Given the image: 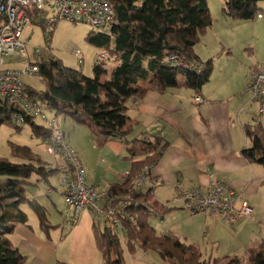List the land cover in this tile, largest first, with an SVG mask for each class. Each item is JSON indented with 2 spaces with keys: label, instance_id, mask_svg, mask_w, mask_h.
<instances>
[{
  "label": "trees",
  "instance_id": "trees-1",
  "mask_svg": "<svg viewBox=\"0 0 264 264\" xmlns=\"http://www.w3.org/2000/svg\"><path fill=\"white\" fill-rule=\"evenodd\" d=\"M263 1L221 0V12L223 17L231 20L264 18V10L259 7ZM110 2L116 20L111 34L92 36L89 33L86 39L100 50L99 53L117 58L118 63L109 72L94 68L93 76L86 77L49 57L41 68L46 89L39 95L46 110L54 111V116L68 117L79 125L90 127L94 137L114 139L126 147L130 161L127 179L120 184H111L108 195H130L132 204L118 230L106 226L100 229L93 224L95 245L103 264H123L119 234L128 250L153 251L168 264H220L222 261L204 257L197 246L178 239L171 232L158 235L149 225L151 212L156 211L162 218L175 208H157L156 201L149 203L152 190L138 192L134 181L144 166L152 168L166 145L162 146L159 137L136 135L135 123L126 115L128 104L141 100L147 90L163 92L168 87L183 86L198 91L209 80L211 61L202 62L194 52V47L214 23L208 0ZM102 76L106 79L102 80ZM178 77H184V82L177 81ZM11 110L12 106L4 104L0 110V124H10ZM259 118H253V127H244L251 146L245 148L242 155L250 164L264 168V133ZM25 125L40 138L48 135L47 130L38 127L32 118H26ZM12 154L15 160L0 157V264L24 262L25 258L6 238L17 224L28 226V217L21 207L28 206L37 217L39 227L44 231L49 229L46 208L29 200L26 188L39 183L50 185L48 177L58 172L57 167L49 168L26 147H16ZM141 202L146 203L147 208L141 206ZM243 220L251 219H242L232 225ZM259 251L258 256L250 250L243 258L234 256L233 262L264 264V239Z\"/></svg>",
  "mask_w": 264,
  "mask_h": 264
},
{
  "label": "crops",
  "instance_id": "crops-1",
  "mask_svg": "<svg viewBox=\"0 0 264 264\" xmlns=\"http://www.w3.org/2000/svg\"><path fill=\"white\" fill-rule=\"evenodd\" d=\"M196 46L194 52L198 58L202 62L211 61L212 63V74L198 91L183 86L168 87L163 92L147 90L141 100L128 104L126 115L135 123V134L159 137L162 139V146L166 145L163 153L151 168L152 177L159 180L161 185L152 191L150 201L170 202L176 193V184H180L185 189L205 188L210 184L208 173L211 172L213 181L225 182L234 192L241 194L249 202L254 210L251 219L253 223L259 219L263 208L261 198L263 199L264 196V168L250 164L242 155V151L249 148L246 146L244 127H251V120L255 117L253 106L250 107L253 104H246V96L243 92L247 82V65L244 64L243 57L239 61L237 60V63L227 58L226 70H216L218 77L214 78L213 72L218 63L215 59L227 56V53L224 54L222 51L217 56L206 55L204 57L201 52L200 54L196 52ZM177 81L184 82V77H178ZM196 99H199L200 102ZM72 145L74 147L72 149L78 154L85 169L88 184L99 188H109L111 184H120L126 180L130 170V161L127 159L126 147L117 140L102 138L101 141H97L86 138V142L82 146L76 142ZM87 145L94 148L101 156L103 153H108V160L118 161L119 166L114 170L104 171L103 176L98 177L97 170L89 167L91 166L90 155L84 153ZM34 155L37 157L36 154ZM120 156L123 159L121 162H119ZM51 159H53L52 164L42 162L49 168H56L62 163L60 159L56 160L52 157ZM57 175L59 176L57 183L60 187L57 193L63 200L60 173L57 172ZM31 187L38 188V185ZM54 191L55 189H48L45 193H41L37 189L36 195L33 194V197L28 198L45 207L37 197H34L43 195L49 205L55 207L56 203L52 200ZM67 210L72 213L70 208L67 207ZM31 213L30 217L27 214L28 226L17 224L13 232L6 236L12 246L17 248L25 258L23 264H58V262L73 264L68 260L66 262L64 259L56 257L59 243L49 240L43 234L38 219L37 228L29 223L33 217L37 218L32 210ZM81 214V228L87 225L88 232L93 236V229L88 225L91 213L83 211ZM164 217L158 218L163 219ZM196 217H204L195 220L202 223L210 219L204 215H196ZM66 220L67 218H65ZM219 220V218L212 219V229L219 226L217 223ZM244 221L249 220H243L237 224L238 226L232 227L237 246L241 239L243 242L251 240L255 233L250 230L251 224H245ZM238 232H243L242 236ZM92 241L95 242L94 236ZM241 244L243 243L241 242ZM259 246L256 244L252 247L251 245L247 247V250L256 249ZM96 251L101 255L98 249ZM29 257H33V259L31 260ZM94 262L97 261L94 260ZM101 263L103 264V260Z\"/></svg>",
  "mask_w": 264,
  "mask_h": 264
},
{
  "label": "rangeland",
  "instance_id": "rangeland-1",
  "mask_svg": "<svg viewBox=\"0 0 264 264\" xmlns=\"http://www.w3.org/2000/svg\"><path fill=\"white\" fill-rule=\"evenodd\" d=\"M220 1L221 0H208L209 14L215 21L213 26L202 36L201 41L195 48L196 52L198 54L201 52L204 57H206V55L217 56L222 51L224 54L227 53V56H221L218 59H215L216 63H218L213 72L214 78L218 77V75H216V70H226V67L228 66L226 65L228 61L227 58H230L232 62L237 63V60L239 61V59L243 57L245 61L244 64L248 66H246V70H249L258 63H264V18L256 16L253 20L247 21L230 20L223 17ZM259 7L264 10V1L259 3ZM30 31L33 35L27 44L28 52L31 53L33 48H45L48 40L44 37L41 26L35 24L31 27ZM89 33L92 36L98 34L96 31L93 32L91 27L85 23L59 21L54 26L51 37L49 38L50 51L47 53V56L56 58L63 67L77 70L86 77L93 76L94 68H100L102 71L112 69L118 63V59L109 56L107 53L106 54L110 58L109 64L106 66H94L100 50L87 41L86 37ZM76 50H80L82 53L84 60L82 66L78 65L77 59L74 56ZM7 64L8 61L5 60L4 65ZM18 66L15 67L18 68ZM101 78L102 80L106 79L105 76H102ZM24 81L37 91H45L46 89V84L40 79L25 78ZM243 92L245 94V87ZM241 95L239 96L241 97ZM244 96H246V104L252 103L253 105L250 107L253 106L255 112L254 115L258 116V104L251 102L248 95L245 94ZM46 115L48 118H52L55 113L52 110H46ZM56 117L58 119L59 127L64 133L65 143L69 148H74L72 143L75 142L82 146L86 142V138H89L90 140L95 139L97 141L102 140V137H94L90 127L79 125L72 119L63 115H58ZM79 117H82V114H80ZM34 122L40 127V120L34 119ZM259 123L264 133V119L260 117ZM253 125L254 123L251 120L250 126L253 127ZM246 146H251L249 140L246 141ZM16 147H26L30 149L33 154H36L41 161L45 163L50 162L49 164H52L53 159H51V157L45 152L41 138L32 131L30 126H15L11 123L0 124V157L15 160L16 158H14L12 152ZM96 149L98 148L96 147ZM84 150V153L90 155L91 158V166L89 167L97 170L98 177H102L104 171H111V169L114 170L119 166L118 161L108 160V153H103L101 156L100 153L90 145H87ZM55 159L57 160L61 158L56 157ZM78 159L80 158L78 157ZM121 160H123L122 156H120L119 162H121ZM58 177L57 173H54L52 176L48 177V183L50 185L39 183L38 188L31 186L26 188L28 197H33V194L36 195L37 189L39 192L45 193V191L51 189V187L55 188L54 194L52 195V200L56 203L54 204L55 207L49 205L43 195L34 196L37 197V199L40 200V203L46 207L48 213L46 224L49 229L47 231L42 229L43 234H45L49 240L59 243V249L56 255L59 259H64L66 262L68 260L73 264H102V256L99 255L96 251L97 249H95L96 245L95 242L92 241V234L88 232V226L86 225L81 228L82 214L75 227L72 229L66 227L65 218H70L71 213L68 212L67 206L63 202L64 199L62 200L58 196L57 191L60 189L57 183ZM263 199L261 198L263 208L259 219L253 223L251 222L252 220L244 221L245 224L250 223L251 232H255L252 239H248V241L244 242L241 239L238 246L232 230L233 226H238L237 224L229 225L228 223L219 220L217 222L219 226L212 229L213 221L211 218H207L208 220L204 223L195 221L196 219H202L204 217H196V215L194 216L187 212L185 213V211L180 209H174L163 219L154 217L149 218V225L156 230L158 235L171 232L177 236L178 239L193 246H197L206 258L211 257L212 259L222 261L220 264H234V256L237 258H243V256L249 251L247 250V247H250L251 245L254 247L256 244L260 245L261 241L264 239ZM21 210H23L26 215L28 214L29 217L30 214H32L27 206L21 207ZM84 212L87 213L88 211L86 210ZM29 223L37 228V218L33 217V219L29 220ZM93 224L95 223L91 217V219H88V225L92 229ZM56 225L61 226L56 229L53 228ZM96 226L102 229L104 224L100 223L96 224ZM238 234L242 236L243 232H238ZM186 237L188 238L186 239ZM119 238L123 253V264H168L161 260L159 255L153 251L144 252L139 248H136L134 251L128 250L120 234ZM241 242L243 244H241ZM250 252L255 256H258L260 252L259 247L250 250ZM228 257H230V259H227ZM29 258L31 260L33 259V257ZM94 260L97 262L95 263Z\"/></svg>",
  "mask_w": 264,
  "mask_h": 264
},
{
  "label": "built area",
  "instance_id": "built-area-1",
  "mask_svg": "<svg viewBox=\"0 0 264 264\" xmlns=\"http://www.w3.org/2000/svg\"><path fill=\"white\" fill-rule=\"evenodd\" d=\"M59 21L85 23L93 32L103 35H110L116 25L110 0H0V110L4 104L12 106L9 116L12 125H25L26 118H32L33 122L34 119L40 120V127L47 130L48 135L43 137L42 144L50 157L61 158L62 163L57 166L61 194L65 205L72 211L66 227H75L80 214L87 210L95 224L103 223L118 230L121 219L132 204L130 195L109 197V188H99L86 182L85 169L76 152L65 143L57 117H47L46 108L39 98L41 91L24 81L25 78L42 81L41 68L49 58V38ZM35 24L44 27L43 35L48 41L45 48H33L29 53L27 44L33 35L31 27ZM74 56L82 66L81 51L76 50ZM5 60L7 65H4ZM109 62L108 55L99 53L94 66H106ZM245 94L251 102L258 104L257 115L264 119V63L248 70ZM196 101L200 102L199 99ZM208 176L210 184L204 189H185L176 184V193L171 201L157 202V208L173 207L191 215L219 218L230 225L253 218V208L240 194L219 180L213 181L211 172ZM160 185V181L152 177L149 166H144L134 181L138 192L153 191ZM140 205L147 208L146 203L141 202ZM156 213L151 212V217L158 218Z\"/></svg>",
  "mask_w": 264,
  "mask_h": 264
}]
</instances>
